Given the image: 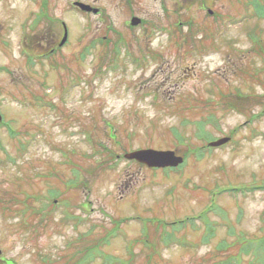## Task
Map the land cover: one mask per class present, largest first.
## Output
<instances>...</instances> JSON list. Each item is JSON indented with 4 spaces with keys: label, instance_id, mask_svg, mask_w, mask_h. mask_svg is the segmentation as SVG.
Segmentation results:
<instances>
[{
    "label": "rangeland",
    "instance_id": "1",
    "mask_svg": "<svg viewBox=\"0 0 264 264\" xmlns=\"http://www.w3.org/2000/svg\"><path fill=\"white\" fill-rule=\"evenodd\" d=\"M1 1L5 7V18H2L0 24L2 28L0 38H8V32L3 29L9 26H12L10 31L12 37L18 38V33L22 35L29 30L30 37L35 35L32 38H46L44 22H42L43 28L40 26L41 20L35 19L30 27L25 22L27 10L34 0ZM84 1L91 2L102 10L100 16L90 14L87 17L92 22L88 23L92 31L83 29L82 22L85 23L83 21L85 17L79 19L73 11L62 10L69 4L64 0H35V13L43 17L41 12L46 9L49 11L48 4H50L49 18L54 22L58 15L66 17L72 28V38H76L80 32L85 33V38L97 33L98 42L103 43L101 40L103 33L112 36L116 31L118 34L113 38H123L127 47L133 50L136 47V39L147 38L143 31H136L133 27L127 31L121 26L123 13L116 5L117 0ZM172 1L174 0H168L169 3ZM219 3H225V6L218 5V11L223 9L230 15L239 16L247 2L220 0L217 4ZM147 7L154 12L157 5H154V0H149ZM7 10L9 12L5 16ZM191 12L190 7L188 11L184 10L178 15L181 16L183 13V17L186 18ZM1 17L0 11V19ZM168 19L171 20L172 17ZM147 24L151 26L150 22ZM223 26L227 27L226 20ZM248 26L257 28L264 38V19L243 20L241 24L232 25L230 29L224 31L221 34L224 36L221 38H244V30ZM53 30L56 28H52ZM147 33L150 38L152 32L149 28ZM235 54L240 57L239 53L235 52ZM4 55L0 52V61H4ZM194 57L197 64L205 65L208 69L219 62L210 56L202 61L197 56ZM133 59L131 54L124 53L120 56L122 67L114 70L104 67L106 72L100 70L96 73L93 66H96L98 60L95 58L94 62H91L88 58L82 63L81 73L88 78L90 76L98 78L96 86L90 88V94L88 92V95L95 97H87L88 108L87 105L82 104L79 107L80 112L75 108L74 98L72 103L66 106L75 120V115L79 113L85 122H90L95 115L96 119H100V113L104 119L106 114L112 119L113 126L123 127L119 132L116 129V134L125 147L118 148L120 146L117 142L118 138L110 137L104 121L98 126L97 133L100 139H88L83 148L78 141L77 125H73L71 119L67 127H61L48 125L43 118L46 123L43 126L47 129L46 136L40 133L39 139H27V144L24 146L23 140H10L2 131L0 132V246L5 247L9 255H16L22 261H34L35 258V264L40 260L39 253H46L56 258L62 256L61 262L71 263L79 260L85 255L84 248L99 245L101 235L108 234L106 230L110 228L108 222L110 214H159L166 219L182 214L200 213L206 209L207 217L216 218L226 214L232 221H236V217L239 216L241 217L239 225L242 228L249 232H259L264 216V189L250 192L225 188L214 195V200L208 199L210 192L208 189L214 186H220L221 189L238 186L264 176V115L253 120L251 117L248 119L247 114L238 112L239 110L215 109L217 115H221V120L212 117L210 121L205 122V133L207 136L224 134L232 136L230 142L222 147L219 146V149L208 150L203 145L207 138L202 137L200 126L206 111L195 103L199 98L194 90L196 85H199L197 76L193 79H185L184 85L179 79L181 91L177 92L171 101L167 98V93L153 92L156 88L150 84L152 80L158 79L159 65H163L164 58H160L157 62L147 60L144 65H141L139 60L133 61ZM189 61L190 58L187 57L181 63L184 65ZM244 62L251 68L260 65L255 52L246 54ZM239 74L242 75V72L240 71ZM8 78L14 80L17 76L11 77L0 73V86L6 84L5 80ZM250 82L254 83L252 80ZM85 85L89 91L88 83ZM145 88L151 89V92L145 91ZM75 93L76 91L72 92ZM219 93L218 91L214 93L215 99ZM29 94L31 95L26 91L0 90V105L3 106L4 103V106H18L15 101H21V98ZM93 101L99 102V105H92ZM55 106L59 108L57 101ZM254 109L255 107H252L244 111L251 113ZM20 112L19 117L30 119L29 113L25 111L24 114L22 110ZM56 115L64 117L60 109ZM23 126H29L30 129L36 127L31 123H23ZM171 128L177 132V135ZM128 130H131L130 133H127ZM45 138L52 140L55 145L67 147V155L53 148L51 141L44 140ZM135 146L176 148L178 152L186 154V160L176 170H168L166 173L158 171L137 173L138 169L133 168L132 172L135 171L136 176H131V184L128 187L129 174L124 171L132 166H128L130 163H125L126 160L121 159V162H118L109 154L106 156L104 151H120ZM106 147L108 149H105ZM74 164L77 167L82 164L86 169L85 176L81 172V177L88 179L86 181L88 186L85 189L66 183V179L72 174L70 167ZM75 174L80 176L78 171H75ZM188 177L187 185H183L182 181ZM70 182L75 185L71 180ZM196 185L198 186L195 188ZM169 187L166 193L165 188ZM85 196L90 206L88 210L79 206V202ZM101 217L105 218L103 224L98 220ZM130 222L129 220L121 223L119 232L122 231L123 235L127 236L136 235L141 222L139 219ZM217 231L218 236L222 238L226 234L227 227L222 224ZM116 245L118 247H115L114 243L107 249L123 253L119 248L123 243L119 241ZM166 253L151 264H184L181 261L184 254L200 255V253L181 251L178 248ZM96 256L98 253H87V259L94 261L91 264L103 261ZM218 256L220 254L214 253L212 257ZM146 258V254L141 252L133 256L137 263L145 261Z\"/></svg>",
    "mask_w": 264,
    "mask_h": 264
},
{
    "label": "flooded vegetation",
    "instance_id": "2",
    "mask_svg": "<svg viewBox=\"0 0 264 264\" xmlns=\"http://www.w3.org/2000/svg\"><path fill=\"white\" fill-rule=\"evenodd\" d=\"M33 8H34V10H33V17L35 18V4L33 5ZM4 10H5V7L3 6V4L2 3H0V11H1V13H2V17H4ZM47 33V35H48V37H50V38H55L56 36H55V33H59V32H57V31H55V30H53V31H47L46 32ZM35 36V35H34ZM34 36H32V37H34ZM3 38V37H2ZM9 38V37H8ZM18 38H25V35H18ZM65 38V37H64Z\"/></svg>",
    "mask_w": 264,
    "mask_h": 264
},
{
    "label": "water",
    "instance_id": "3",
    "mask_svg": "<svg viewBox=\"0 0 264 264\" xmlns=\"http://www.w3.org/2000/svg\"><path fill=\"white\" fill-rule=\"evenodd\" d=\"M163 154V153H162Z\"/></svg>",
    "mask_w": 264,
    "mask_h": 264
}]
</instances>
